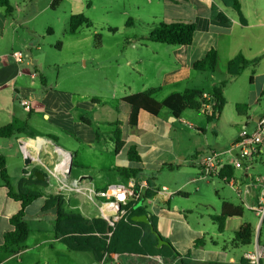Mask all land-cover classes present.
Wrapping results in <instances>:
<instances>
[{"label":"crops","instance_id":"obj_1","mask_svg":"<svg viewBox=\"0 0 264 264\" xmlns=\"http://www.w3.org/2000/svg\"><path fill=\"white\" fill-rule=\"evenodd\" d=\"M10 1L14 7L11 17H7L4 9L0 8V127L13 125L17 132L12 138H0V155L6 159L7 171L15 193L19 191L24 172H27V178L32 175L37 178L35 172L41 171L48 176L46 184H33L29 187L46 194H56V189L52 192L45 187L53 183L55 188V182L49 176L47 168H51L49 165L53 166L62 157L57 147L71 154V174L74 162L80 165L79 168H84L78 159L80 154L97 160H101L104 154L111 156L112 161L106 167L107 177L102 178L101 183H96L89 172H83L75 178L85 180L97 189L122 184L134 186L137 191L141 190L143 196L149 189V180H152L156 189L159 190L155 178H143L139 176V173L146 164L145 158L150 157L155 163L157 162L160 147L157 145L155 147L154 143L127 140L124 136L125 126L139 129L158 139L169 133L171 130L169 127H176L178 122L180 125L194 128L188 120L182 118L187 111L203 113L208 122L217 121L222 113L216 120L209 121L208 119L214 104V98L211 96L213 87L229 78L228 62L239 53L248 60H257L240 75L250 70L252 73L250 81L259 85L252 103L250 101L248 104L236 103L237 113L247 119L244 131L248 132V125L252 122L253 132L259 118L264 114V107L262 108L264 98V0H239L241 14L234 8L226 6L222 0H145L148 5L162 3L167 10L165 18L168 23H194L196 31L193 43L189 46L169 45L166 47L144 45L139 48L136 56L129 53V58L124 65H118L119 68L125 67L126 79L118 74V79L111 84L107 82L109 79L106 77L105 91L98 93L97 97H92L88 101L83 93L62 89L57 82L59 80L55 81L56 83L50 81L46 69H50L51 64L49 59L45 61L42 58L45 45L52 49V45L46 41L44 34H54L55 30L50 20L55 18L57 21H62L58 13L65 0L56 10L51 9L53 0ZM87 7L91 5L87 4ZM219 13L227 17L229 23L218 21L215 15ZM76 14H72L70 19ZM147 37L146 41H148ZM57 48L62 49L63 45L58 43ZM211 48H215L218 52L216 71L210 73L194 70L193 64L204 58ZM16 51L23 53V60L20 63L15 62L12 57L13 52ZM163 52L170 54L168 62L158 59L159 54ZM221 65L224 72L221 73L222 78L218 79L215 75ZM111 76L115 74L112 73ZM239 76L229 80L224 90V97L228 85ZM156 88H160L154 96L156 99L160 92H165L163 98L165 99L172 92H183L186 89L200 90L208 98L209 104L199 110L187 109L179 119L174 117L169 110H163L157 116L141 110L137 125L131 126L129 124L131 106L123 99ZM24 98L31 100L29 112L25 111L22 105ZM254 103H258L262 110L258 115L251 116V106ZM239 105L242 106L241 112L238 111ZM86 111L90 112L92 117ZM189 117H193V114ZM85 120H89L90 123ZM95 123L98 128H95ZM102 130L106 131L105 138L108 141L106 145L102 144ZM116 132H120L124 142L118 152L115 142ZM14 139L19 142L18 146L13 143ZM68 139H74L76 144L68 147L66 145ZM20 142L23 144L21 145ZM132 146H136L140 156L139 162L129 158V149ZM259 149V153L251 163L250 170L243 171L228 166L233 170L231 177L233 184L221 179L209 180L214 184L219 181L229 186L233 194L221 195L219 191H216V203L205 213L196 217L195 221H190L186 211L181 210L177 205L171 208V199L174 195L188 198L189 193L171 191L174 192L171 198L168 201L160 199L161 204L159 205L155 200L158 194L142 201L139 205L144 207L145 214L152 221L155 230L168 242V245L160 247L157 245L156 249L159 251L156 252L153 240L144 226L122 224L119 227L121 237L118 240L121 253L117 254V262L113 255L112 260L107 264H250L245 255L253 252L257 246L264 247V219L260 220L252 209L258 203L259 190L251 184V179L255 176L264 177V175L251 172L254 167L253 163L264 156V138ZM3 150H15L24 158L26 154L31 157L30 172L26 167L23 170V176L15 180L16 184L10 171L9 157L2 154ZM202 152L203 149L199 150L194 154L195 159L193 158V166L199 168L198 179L201 178L200 160L204 155ZM231 154V156L226 154L224 157L227 160H233V156H237L234 150ZM38 163L41 170L35 169ZM161 164L165 166L167 163L162 161ZM169 167L173 168L172 165ZM228 167L225 171H228ZM166 188L169 190L168 187ZM239 188L240 192L237 191ZM46 200L47 197L43 196L27 206L24 217L29 230L27 240L11 252L0 251V263L101 264V260L93 249H71L61 241L56 234V209L54 207L45 209ZM86 200L90 205V211L95 209L100 215L97 207L87 198ZM224 202L235 207H242L243 214L228 217L223 230L220 231L219 224L214 217L221 215ZM37 203H41V206L35 212L30 213L29 211L38 205ZM146 203L150 205V208ZM20 209L21 202L9 196V190L4 186L0 177V246L4 242V235L13 229L10 218ZM204 215L210 223L199 222L206 219ZM87 220L94 219L87 218ZM244 225H250L252 228V241L246 245L234 242L236 234ZM197 241L201 243L195 245ZM172 250L177 254H174ZM260 264H264V258Z\"/></svg>","mask_w":264,"mask_h":264},{"label":"rangeland","instance_id":"obj_2","mask_svg":"<svg viewBox=\"0 0 264 264\" xmlns=\"http://www.w3.org/2000/svg\"><path fill=\"white\" fill-rule=\"evenodd\" d=\"M89 2H91V7H87ZM78 12L89 18L92 26H82L77 33L73 34L69 29L70 16ZM166 12L167 10L162 3L148 5L145 0H65L61 11L58 13L62 17V21H57L55 18L50 20L55 30L54 34H44L46 41L52 45V49L45 45L42 51V58L45 61L49 59L51 64L50 69H46L50 81L59 80L57 82L62 89L83 93L87 101L92 97H97L98 93L105 91L106 77L109 79L107 82L111 84L118 79V74L121 78L126 79L125 67L119 68L118 65H124L129 58V53L136 56L139 48L144 45L169 46L160 43L151 44L145 40L160 23H168L165 18ZM58 43L63 45L62 49L57 48ZM158 59L168 62L170 54L160 53ZM223 70L221 65L215 75L216 78H222ZM112 73L115 76H111ZM251 76L252 73L247 70L228 85L225 95L227 104L221 118L217 121L208 122L203 113L187 111L182 115V118L188 120L194 128L180 125L178 122L176 127H169L171 128L169 133L158 139L139 129L125 126L124 136L127 140L154 143L155 147L156 145L160 147L157 162L155 163L150 157L145 158L146 164L139 176L155 178L159 189L166 186L170 191L189 193L188 198L174 195L171 199V208L177 205L181 210L184 209L190 221H195L196 217L205 213L216 203V191H219L221 195L233 194L232 188L219 181L214 184L213 181L210 182L208 179H202V177L198 179L199 168L193 166V158L194 154L201 149H203L204 155L228 151L242 132L246 130L244 127L247 119L237 113L236 103L248 104L249 101L252 103L256 96L259 85L250 81ZM111 79L112 81H110ZM164 95L165 92H160L157 99L162 100ZM251 108V116L258 115L262 110L258 103L252 104ZM86 113L92 117L90 112L86 111ZM192 114L193 117H189ZM252 124L250 122L248 125V132H252ZM94 126L98 128L96 123ZM101 133L102 144L106 145L108 143L105 138L106 131L102 130ZM13 143L17 146L19 144L15 139ZM75 144L74 139H68L66 145L72 147ZM2 154L9 157L10 171L14 181L23 176V170L26 167L27 171L30 172L31 164L26 166L24 156L18 155L15 150H3ZM78 159L84 168H79L80 165L78 166L74 162L72 177L78 178L81 173L89 172L96 183H101V179L107 177L106 167L112 161L111 156L104 154L101 160H97L80 154ZM162 161L167 164L164 166L161 164ZM253 164L254 167L251 172L264 175V156L257 159ZM169 165H172L173 168H170ZM49 166L52 167V165ZM35 169L41 170L39 163ZM50 184L52 185L50 186ZM53 186V183H49L45 188L54 192ZM56 195L63 197L65 212L82 213L86 219H101L95 209V211H90V205L83 195L58 194L57 191ZM155 200L157 205L161 204L160 195H157ZM37 204L29 211L30 213L35 212L41 206V203ZM146 205L150 208L148 203ZM191 213L193 215H189ZM204 217L206 218L205 215ZM199 222L210 223L208 218Z\"/></svg>","mask_w":264,"mask_h":264},{"label":"trees","instance_id":"obj_3","mask_svg":"<svg viewBox=\"0 0 264 264\" xmlns=\"http://www.w3.org/2000/svg\"><path fill=\"white\" fill-rule=\"evenodd\" d=\"M63 0H53L51 9L56 10L60 7ZM228 6L234 8L241 14V4L239 0H222ZM91 2L88 3V6ZM0 8H3L7 17L13 15L14 7L10 0H0ZM215 18L223 23H229V19L222 14H216ZM91 27L92 22L84 14L73 15L70 19V32L75 33L80 27ZM196 25L194 23L186 22H173V23H160L156 26L147 40L152 43H161L174 46H189L194 41ZM61 45V43H59ZM257 60H248L243 54L239 53L228 62L227 70L229 78L222 81L219 85L213 87L211 96L214 98L212 105V116H209V121L216 120L222 113L226 99L224 97V90L231 78L239 76L249 65L255 63ZM218 64V52L215 48H211L204 58L196 61L193 64V69L203 72H215ZM160 91V88L152 89L149 91L137 93L125 97L123 100L131 106V113L129 124L136 126L138 123V116L141 110L148 112L153 116H157L163 110H169L176 118H180L182 113L187 109L199 110L209 104V100L204 96V92L196 89H186L183 92H172L162 101H158L154 96ZM238 111H242V106H238ZM90 123L89 120H85ZM17 132L13 125H6L0 127V138H12ZM116 151L118 152L124 145L121 139L120 132L115 134ZM129 158L133 161L139 162L140 156L136 146L129 149ZM225 171V170H224ZM233 170L228 167V171L224 175L232 177ZM27 172L20 181L19 191L15 193L12 189L10 177L6 167V159L0 155V177L4 186L9 190V196L21 202L20 211L10 218V223L13 229L4 235V242L0 246V251L11 252L14 248L22 246L27 240L29 230L24 221L25 209L36 199L43 196L47 197L44 208L48 209L54 207L56 209V234L69 248H83L93 249L99 259L102 260L105 253L108 257L105 260L106 264L112 260L113 255L121 253L118 247V240L120 239V225H141L146 228L150 238L153 240V245L156 249L158 245V238L152 233L150 226L144 223H138L132 220L133 216L145 214L144 207L139 204L146 198H152L157 195L158 190L155 187L154 181L149 180V189L146 194L142 196L139 201H131L126 207L128 212L125 219L121 220L113 231L110 242L107 243L106 233L110 227L103 219L87 220L80 214L67 213L63 209V197L56 194H46L42 191L31 189L29 186L33 184H46L48 176L45 174L46 179L40 181L32 175L27 178ZM242 207H235L227 202L223 204V210L220 216L214 217L219 224V230L224 228L225 220L232 216H242ZM95 233H97L95 235ZM252 241V228L250 225H244L241 230L236 234L234 242L238 244H250ZM201 241H197L195 245H199ZM159 249H156L158 252ZM174 254H177L172 250ZM1 264V263H0Z\"/></svg>","mask_w":264,"mask_h":264},{"label":"built area","instance_id":"obj_4","mask_svg":"<svg viewBox=\"0 0 264 264\" xmlns=\"http://www.w3.org/2000/svg\"><path fill=\"white\" fill-rule=\"evenodd\" d=\"M12 57L15 62L20 63L23 60V53L13 52ZM34 76V75H33ZM24 110H31V100L24 98L22 100ZM210 116L213 113L210 111ZM264 138V114L259 118L256 129L252 133L244 131L240 138L232 145L230 150L224 153H211L205 155L200 160L201 177L208 180L221 179L224 182L233 184V181L223 172L225 168L231 166L235 169L248 171L251 163L259 153L260 145ZM61 154V159L51 168H47L49 176L55 182V189L58 194H82L89 202L94 204L100 212L101 217L108 223L111 230L106 233L107 243L110 242L116 225L123 219L128 212L129 202L139 201L142 198L141 190L137 191L134 186H124L122 184L109 185L105 189H97L93 185L82 179L72 177V156L70 153L57 149ZM235 151L237 156L233 160H227L224 156H231V151ZM251 184L259 190L258 203L252 208L260 220L264 219V177L255 176L251 179ZM142 188V187H141ZM240 192V188L237 189ZM158 195L162 201H168L174 192L166 187L158 190ZM108 253H105L101 264H106L105 260ZM115 262L118 256H114ZM250 264H260L264 258V247L257 246L253 252L245 255Z\"/></svg>","mask_w":264,"mask_h":264},{"label":"water","instance_id":"obj_5","mask_svg":"<svg viewBox=\"0 0 264 264\" xmlns=\"http://www.w3.org/2000/svg\"><path fill=\"white\" fill-rule=\"evenodd\" d=\"M20 144L22 145L23 142H20ZM57 148L63 152H66L61 147H57ZM24 162H25V165H29L32 162L31 157L28 154L25 155ZM35 176L37 177L38 180H41V181H43L45 179V175L41 171H36ZM132 220L135 222L148 224L150 226L152 233H154L156 235V237L158 238V246L159 247L162 245H168V242L165 241L161 237V235L155 230L154 225H153L152 221L150 220V218L148 217L147 214H141V215L133 216Z\"/></svg>","mask_w":264,"mask_h":264}]
</instances>
